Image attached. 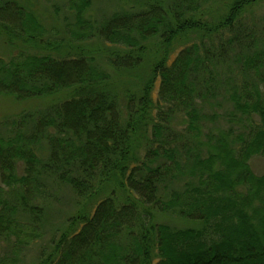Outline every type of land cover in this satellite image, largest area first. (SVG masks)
Masks as SVG:
<instances>
[{
    "label": "trees",
    "instance_id": "obj_1",
    "mask_svg": "<svg viewBox=\"0 0 264 264\" xmlns=\"http://www.w3.org/2000/svg\"><path fill=\"white\" fill-rule=\"evenodd\" d=\"M119 1L0 0V264H264V0Z\"/></svg>",
    "mask_w": 264,
    "mask_h": 264
},
{
    "label": "rangeland",
    "instance_id": "obj_2",
    "mask_svg": "<svg viewBox=\"0 0 264 264\" xmlns=\"http://www.w3.org/2000/svg\"><path fill=\"white\" fill-rule=\"evenodd\" d=\"M35 3V7L38 8L37 11L47 27L51 25H58L59 31L62 32L63 28L60 25L64 24L63 16L66 14L65 9L67 7V0H30ZM116 3H120L119 0H92L88 13L98 18L104 13H109L116 6ZM264 7L258 6L254 7L251 13L246 14L247 17L253 16L256 18V23L259 22L258 17L264 12ZM1 47V46H0ZM0 52L5 53L6 51L0 49ZM11 103L7 102L5 99L2 101L0 99V111L16 110L17 106L11 107ZM250 165L253 171L257 174L264 173V157L263 156H253L250 159ZM73 192L70 188L66 186H61L57 196H51L49 199L48 213L49 219L46 222L47 229H53L56 226H59L64 218V214L70 213L74 210L73 206ZM47 234L43 235L41 239L37 242H45ZM36 246H33L30 249L28 254V259H31L35 256ZM30 255V256H29ZM31 257V258H30Z\"/></svg>",
    "mask_w": 264,
    "mask_h": 264
}]
</instances>
